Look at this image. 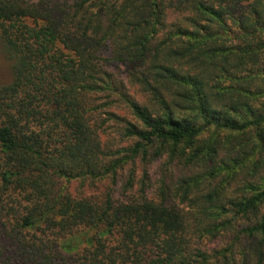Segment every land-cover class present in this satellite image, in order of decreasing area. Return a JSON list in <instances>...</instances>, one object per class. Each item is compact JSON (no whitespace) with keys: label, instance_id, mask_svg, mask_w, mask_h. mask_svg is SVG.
I'll use <instances>...</instances> for the list:
<instances>
[{"label":"trees","instance_id":"obj_1","mask_svg":"<svg viewBox=\"0 0 264 264\" xmlns=\"http://www.w3.org/2000/svg\"><path fill=\"white\" fill-rule=\"evenodd\" d=\"M0 45V264H264V0H0ZM138 156L192 170L68 188Z\"/></svg>","mask_w":264,"mask_h":264},{"label":"rangeland","instance_id":"obj_2","mask_svg":"<svg viewBox=\"0 0 264 264\" xmlns=\"http://www.w3.org/2000/svg\"><path fill=\"white\" fill-rule=\"evenodd\" d=\"M107 56H110L109 51ZM10 65L11 63L0 45V84L7 83L11 80L12 72ZM108 68L118 78L122 77L125 70V67L118 62H112ZM115 110L118 111L117 108ZM114 124L115 121L113 120L107 122L109 129L105 134H102V137L107 145L113 147V150L118 148L122 149V147L129 145L132 141L122 139L113 126ZM189 170L192 169H188L178 161H175V164H171L167 156L157 160H153L151 157L144 159L142 156H138L118 168L115 178L113 175H109L106 178L96 181L86 180L85 183L80 180H72L67 185L72 193L83 194L88 197L100 198L110 189L114 191L115 198L119 200H126L128 197L138 195L141 190H145L149 196L156 197L162 180L168 181L170 185L181 176L189 174ZM170 198L172 197L170 196ZM233 237L234 234L231 232H225L216 237L206 235L198 238V235H193L191 238L193 239V244L201 249L222 250L229 244V241Z\"/></svg>","mask_w":264,"mask_h":264}]
</instances>
